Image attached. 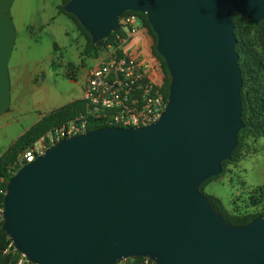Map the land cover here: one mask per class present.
I'll list each match as a JSON object with an SVG mask.
<instances>
[{
  "label": "water",
  "instance_id": "obj_1",
  "mask_svg": "<svg viewBox=\"0 0 264 264\" xmlns=\"http://www.w3.org/2000/svg\"><path fill=\"white\" fill-rule=\"evenodd\" d=\"M96 43L143 13L168 75L159 118L62 138L6 183L1 228L36 264H264V216L228 222L200 191L243 127L233 14L254 24L264 0H68Z\"/></svg>",
  "mask_w": 264,
  "mask_h": 264
},
{
  "label": "crops",
  "instance_id": "obj_2",
  "mask_svg": "<svg viewBox=\"0 0 264 264\" xmlns=\"http://www.w3.org/2000/svg\"><path fill=\"white\" fill-rule=\"evenodd\" d=\"M60 4L61 0H0V154L42 115L58 108L55 104L60 99H65L63 105L72 102L73 81L82 99L87 66L79 67L75 80L67 76L73 62L64 71L56 67L57 53L66 47L61 38L69 34L61 17L73 23V18L59 11ZM139 31L130 51L140 49L141 58L149 57V30L142 21ZM128 46L124 48L129 50ZM157 68L162 71L160 65ZM51 78L62 87L66 83L64 92L43 84ZM48 106L54 107L47 111Z\"/></svg>",
  "mask_w": 264,
  "mask_h": 264
},
{
  "label": "built area",
  "instance_id": "obj_3",
  "mask_svg": "<svg viewBox=\"0 0 264 264\" xmlns=\"http://www.w3.org/2000/svg\"><path fill=\"white\" fill-rule=\"evenodd\" d=\"M139 23V17L133 11H125L119 16L118 30L123 34L122 38L117 34V38L121 39L120 43H108L99 51L96 63L84 68V112L55 127L21 151L14 164L15 171L34 160L54 142L88 131L91 120L105 126L129 128L145 126L159 118L167 102V95L163 90L164 75L157 68L159 61L151 54L141 58L130 51L139 37ZM127 44L129 50L124 48ZM78 71L73 68L69 73L75 77ZM3 181L0 178V182ZM0 193L4 195L5 189H0ZM0 216L2 217V208ZM9 247L12 248L9 249L12 254L18 252L12 244ZM14 264L36 263L18 252L14 255ZM115 264L155 263L149 257L141 256L123 258Z\"/></svg>",
  "mask_w": 264,
  "mask_h": 264
},
{
  "label": "trees",
  "instance_id": "obj_4",
  "mask_svg": "<svg viewBox=\"0 0 264 264\" xmlns=\"http://www.w3.org/2000/svg\"><path fill=\"white\" fill-rule=\"evenodd\" d=\"M68 0H61L59 5V11L69 15L75 20L79 29L85 34L87 38V44L85 46V52H93V54H98V52L105 47L108 43L117 45L120 43L123 37V34L120 30L111 32L107 38L102 39L96 43H92L90 36L84 30V28L77 22L75 17L64 11V4ZM124 13V12H123ZM136 15H139L142 18L143 24L148 28L150 32L151 29L148 25L146 17L143 13L133 12ZM237 18H242L247 20L248 23L257 30V40L255 43L261 46L264 49V19L260 20L257 24L251 22L248 18L242 17L239 14H233L232 20L234 24V35L237 40L235 45V51L238 54V66L241 71L242 86L240 89V98L242 103L241 118L243 121V127L239 131L237 139V146L232 151L230 158L226 161H223L221 164V173H223L224 164L231 160L233 154L242 147L243 145V136L246 132H252L257 136H264V122L261 120V116L264 114V82L259 78V74L264 69V60L257 52V49L251 42L247 39V32H240L239 25L236 21ZM119 34L120 38H117ZM153 34V33H152ZM154 36V34H153ZM155 38V36H154ZM155 56L157 57L163 73L165 74L163 90L165 95H167L168 87V75L165 67L164 60L154 49ZM97 56V55H96ZM68 77H75L72 74H67ZM85 109V103L82 99H76L72 102H69L61 107H58L48 113H45L41 118L31 125L26 131L20 134L8 147L7 149L0 154V178H3L4 181L0 182V189H5L6 181L15 171L14 164L16 162L18 154L23 151L28 146L32 145L37 141L41 136L51 131L57 126L72 120L73 118L79 116L80 113H83ZM103 124H96L94 120H91L88 130L96 129L103 127ZM220 173V174H221ZM219 176V175H217ZM213 176L208 178L200 185V191L202 192V187L210 179L217 177ZM253 194H257L259 198L264 196V184L252 188ZM204 194V193H203ZM206 195V194H205ZM209 200L214 204L220 214L232 224H245L257 216H264L263 214H254L249 215L243 218L232 217L225 214L222 208L221 200L212 195H206ZM3 194L0 193V208H2ZM254 202V200H252ZM2 219H0V264H14V255L18 254L15 252L12 254L9 249V244H11L10 239L3 232L2 228Z\"/></svg>",
  "mask_w": 264,
  "mask_h": 264
},
{
  "label": "rangeland",
  "instance_id": "obj_5",
  "mask_svg": "<svg viewBox=\"0 0 264 264\" xmlns=\"http://www.w3.org/2000/svg\"><path fill=\"white\" fill-rule=\"evenodd\" d=\"M57 1L59 2V0ZM138 17L142 21L139 15ZM61 18V24L65 25L69 34L67 37L62 36L61 38V43L66 44V47L62 49L61 53H57V71H64L69 62H73V68L76 69H79L80 66L90 65L92 59H96L97 54H93L92 51L85 52V46L87 44L85 34L79 29L74 19L73 23H70L64 16ZM236 21L239 25L240 32H247V39L256 47L257 52L264 60V49L255 43L257 40V30L247 20L237 18ZM152 33L148 31L150 54L157 59L154 53L155 35L153 36L154 33ZM140 51V49H136L134 54H139ZM163 75L165 78L164 73ZM259 78L264 82V69L259 74ZM53 80L54 78L47 79L43 84L47 87L52 85L56 88H62V92H64L67 87L66 83L62 82V87L57 80L56 83ZM55 87H50V89L54 90ZM79 96V88L75 81H73V100L78 99ZM64 103L65 99L62 98L55 105L60 107ZM52 107L54 106H48L46 108L47 111L52 109ZM261 120L264 122V114L261 116ZM263 184L264 136H257L252 132H246L243 136L242 147L233 154L231 160L224 164L223 173L204 184L202 193L218 197L221 200L223 211L228 216L243 218L254 214L264 215V196L259 198L256 193L253 194L254 189H252ZM0 219H2L1 216Z\"/></svg>",
  "mask_w": 264,
  "mask_h": 264
}]
</instances>
